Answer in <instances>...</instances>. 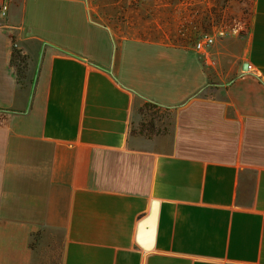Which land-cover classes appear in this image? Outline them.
<instances>
[{"label": "crops", "instance_id": "1", "mask_svg": "<svg viewBox=\"0 0 264 264\" xmlns=\"http://www.w3.org/2000/svg\"><path fill=\"white\" fill-rule=\"evenodd\" d=\"M250 1L245 30L202 54L119 21L142 24L130 0H7L0 264H44L56 234L60 264H264V0ZM146 103L172 111L166 134L130 133Z\"/></svg>", "mask_w": 264, "mask_h": 264}, {"label": "rangeland", "instance_id": "2", "mask_svg": "<svg viewBox=\"0 0 264 264\" xmlns=\"http://www.w3.org/2000/svg\"><path fill=\"white\" fill-rule=\"evenodd\" d=\"M250 2V0H130L127 2L129 5L142 9L139 12L142 24H137L133 13L119 16L118 20L131 23L132 27L142 25V34L146 37L193 46L196 38L203 32L212 33L218 28L228 32L245 30ZM172 117L171 110L143 106L133 115L130 133H141L146 136L166 134ZM261 161L264 162L263 159ZM54 236L38 242V247L45 256L44 264H60V236L59 234Z\"/></svg>", "mask_w": 264, "mask_h": 264}, {"label": "water", "instance_id": "3", "mask_svg": "<svg viewBox=\"0 0 264 264\" xmlns=\"http://www.w3.org/2000/svg\"><path fill=\"white\" fill-rule=\"evenodd\" d=\"M246 66V65H245ZM158 202L154 201L148 216L139 223L137 241L144 248L149 249L153 244L154 228L157 218Z\"/></svg>", "mask_w": 264, "mask_h": 264}, {"label": "built area", "instance_id": "4", "mask_svg": "<svg viewBox=\"0 0 264 264\" xmlns=\"http://www.w3.org/2000/svg\"><path fill=\"white\" fill-rule=\"evenodd\" d=\"M8 10L7 0L0 1V18H5ZM227 34V31L224 29L218 28L216 31L209 33H201L194 42V48L204 54L210 46L213 45L216 37H223ZM16 48V43L13 45Z\"/></svg>", "mask_w": 264, "mask_h": 264}, {"label": "trees", "instance_id": "5", "mask_svg": "<svg viewBox=\"0 0 264 264\" xmlns=\"http://www.w3.org/2000/svg\"><path fill=\"white\" fill-rule=\"evenodd\" d=\"M19 57H20L19 54L17 52H14L13 55H12V60L16 61L17 59H19ZM145 107H151V108H155V109L159 108L158 105L153 104V103H146Z\"/></svg>", "mask_w": 264, "mask_h": 264}]
</instances>
